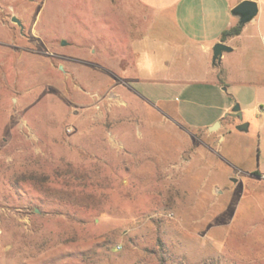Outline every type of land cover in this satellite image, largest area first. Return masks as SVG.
<instances>
[{
  "label": "rangeland",
  "instance_id": "1",
  "mask_svg": "<svg viewBox=\"0 0 264 264\" xmlns=\"http://www.w3.org/2000/svg\"><path fill=\"white\" fill-rule=\"evenodd\" d=\"M153 19L134 0H0V264H264L253 129H195L222 91L185 88L189 127L134 84Z\"/></svg>",
  "mask_w": 264,
  "mask_h": 264
},
{
  "label": "crops",
  "instance_id": "2",
  "mask_svg": "<svg viewBox=\"0 0 264 264\" xmlns=\"http://www.w3.org/2000/svg\"><path fill=\"white\" fill-rule=\"evenodd\" d=\"M134 1L150 13L159 30L156 37L145 34L133 40L134 70L140 73L135 75L134 84L145 93L151 92V87H162L164 94L158 93V101L163 102V107L171 106L186 125L183 111L175 110L176 103L185 97L186 87L207 86L216 92L222 91L217 112L195 129L204 127L208 131L210 124L219 121L222 142L234 130L248 132L252 128L257 149L250 176L264 181V0H252L258 7L257 15L243 26L240 34L224 41L221 33L238 23L232 9L243 0ZM218 42L231 50L222 52L213 61L212 49ZM151 82L158 84L150 85ZM198 94V90L192 93ZM234 104L239 105L242 119L228 115L238 122L225 124L226 117H220L231 111ZM242 123L247 124L246 129H237V124Z\"/></svg>",
  "mask_w": 264,
  "mask_h": 264
},
{
  "label": "water",
  "instance_id": "3",
  "mask_svg": "<svg viewBox=\"0 0 264 264\" xmlns=\"http://www.w3.org/2000/svg\"><path fill=\"white\" fill-rule=\"evenodd\" d=\"M257 12H258L257 4L256 2L252 0H243L232 9V13L238 17V22L241 23L242 25H245L246 23L251 21L257 15ZM11 21L15 22L18 26L22 27L20 20L16 18L15 16L11 17ZM61 44L64 45L65 41H62ZM230 50H231V47L227 46L226 44L222 42L216 43L212 49V52H213L212 60L213 61L218 60L222 52L230 51ZM228 115L236 117L239 120H241L242 114L240 112L239 105L235 104L232 107L231 111H229L228 113L224 115V118L227 117ZM218 125H219V121H216L214 125L209 127V130L217 128ZM246 127H247V124H244V123L236 126V128L239 130H245Z\"/></svg>",
  "mask_w": 264,
  "mask_h": 264
},
{
  "label": "trees",
  "instance_id": "4",
  "mask_svg": "<svg viewBox=\"0 0 264 264\" xmlns=\"http://www.w3.org/2000/svg\"><path fill=\"white\" fill-rule=\"evenodd\" d=\"M243 26L244 25H242L241 23L238 22L235 26H233L227 30H224L221 33V40L224 41L225 39H227L229 37H233V36L240 34ZM219 81H220V83H223V80L220 76H219ZM254 173L257 175V172H254Z\"/></svg>",
  "mask_w": 264,
  "mask_h": 264
}]
</instances>
